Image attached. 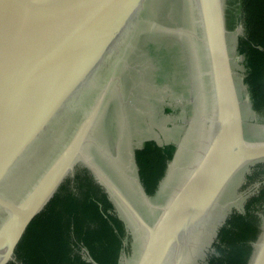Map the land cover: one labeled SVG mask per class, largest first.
Masks as SVG:
<instances>
[{"label": "water", "instance_id": "1", "mask_svg": "<svg viewBox=\"0 0 264 264\" xmlns=\"http://www.w3.org/2000/svg\"><path fill=\"white\" fill-rule=\"evenodd\" d=\"M144 1L0 0V264L14 259L29 223L75 165L91 166L89 136L123 62L124 52L115 54ZM209 3L204 36L215 102L206 140L154 223L141 221L146 236L135 264H190L224 187L245 165L264 160V140L244 135L222 3ZM68 115L51 156L14 186L42 138ZM248 264H264V230Z\"/></svg>", "mask_w": 264, "mask_h": 264}, {"label": "flooded vegetation", "instance_id": "2", "mask_svg": "<svg viewBox=\"0 0 264 264\" xmlns=\"http://www.w3.org/2000/svg\"><path fill=\"white\" fill-rule=\"evenodd\" d=\"M220 1L224 9V0ZM209 5V0L143 2L131 30L116 51L117 56L124 52L123 62L111 93L100 106L93 123L87 147L91 166L79 161L63 180L69 179L67 186L74 193L79 192L77 179L84 187L98 188L112 204L109 212L122 225L117 264L136 263L146 236L142 222L154 223L160 207L168 202L189 173L206 140L211 105L215 102L207 76L204 36L208 32ZM237 39L238 36L236 51ZM127 43L129 47L123 51ZM179 59L189 69L183 71ZM245 77L246 68L243 82L250 93L251 106L254 112L264 114V105L260 110L254 107ZM235 85L237 88L236 82ZM164 118L170 120L166 127L161 124ZM70 119L69 115L64 117L42 138L38 149L13 178L14 186L19 188L37 173L53 153L55 140L65 131ZM157 130L161 136L156 134ZM165 135L175 140H166ZM256 139L264 140V135ZM147 141L161 147L174 145L172 157L166 160L163 175L152 192H147L143 185L136 156V151ZM254 198L256 200L248 207L257 227L252 249L264 230V160L245 165L224 187L199 236L190 264L206 262L220 228L233 213L245 214L247 204ZM81 252L91 261L84 248Z\"/></svg>", "mask_w": 264, "mask_h": 264}, {"label": "trees", "instance_id": "3", "mask_svg": "<svg viewBox=\"0 0 264 264\" xmlns=\"http://www.w3.org/2000/svg\"><path fill=\"white\" fill-rule=\"evenodd\" d=\"M243 32L237 51L244 57L245 80L254 107L264 105V0H240ZM174 145L158 146L145 142L136 151L140 176L147 192H152L162 177ZM63 181L45 207L29 223L7 264H117L121 248L122 225L110 213L112 204L98 188L77 179L74 193ZM245 214L233 213L220 228L204 264H248L251 242L256 235V219L248 208ZM93 260L83 257L82 249Z\"/></svg>", "mask_w": 264, "mask_h": 264}, {"label": "rangeland", "instance_id": "4", "mask_svg": "<svg viewBox=\"0 0 264 264\" xmlns=\"http://www.w3.org/2000/svg\"><path fill=\"white\" fill-rule=\"evenodd\" d=\"M223 4H224L223 13H224V26L226 30V41H227L231 67L234 72L233 74H234L235 82L237 84V92L241 100L243 128L245 131L244 135L246 139L255 140L260 135H264V114L256 113L253 111L254 109L251 106L250 93L247 87L245 86V83L243 82V75L245 73L244 57L242 55H239L236 51V38L242 32L240 0H224ZM179 62L183 71L185 69H189L186 63L185 66L180 59ZM151 81L153 80L151 79ZM148 85L151 86V84L149 83ZM134 93L135 91H133L131 94L132 98L134 96ZM155 110H157V108H155ZM160 110L161 107L159 106L158 116ZM169 121H170L169 119L164 118L161 124L164 125V127H166ZM156 134L158 136H161L160 135L161 133L159 134L158 130ZM165 138H167L166 140L169 139L175 140V137L169 138L167 135H165Z\"/></svg>", "mask_w": 264, "mask_h": 264}]
</instances>
